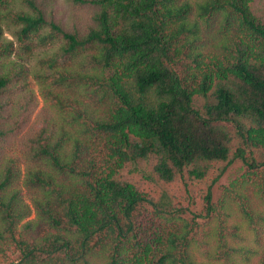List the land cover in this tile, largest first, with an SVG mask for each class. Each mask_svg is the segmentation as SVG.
<instances>
[{"label": "trees", "instance_id": "1", "mask_svg": "<svg viewBox=\"0 0 264 264\" xmlns=\"http://www.w3.org/2000/svg\"><path fill=\"white\" fill-rule=\"evenodd\" d=\"M64 5L0 0V264H264V0Z\"/></svg>", "mask_w": 264, "mask_h": 264}, {"label": "rangeland", "instance_id": "2", "mask_svg": "<svg viewBox=\"0 0 264 264\" xmlns=\"http://www.w3.org/2000/svg\"><path fill=\"white\" fill-rule=\"evenodd\" d=\"M59 3H60L64 8H66L65 5H64V0H59ZM8 38H10L9 35H8ZM228 183H229V180H228V179H224V180H223V184H228ZM229 229H233V230H234V233H235L236 235L239 234V236H240L241 238H244L243 234H241L240 232H239V233L236 232V229H234V228H229ZM249 237H250V240H252V241L255 240V236H254V235H251L250 233H249ZM244 239H245V238H244ZM246 239H247V238H246Z\"/></svg>", "mask_w": 264, "mask_h": 264}]
</instances>
